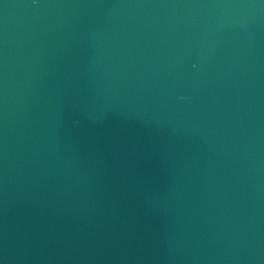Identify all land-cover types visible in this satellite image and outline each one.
I'll return each instance as SVG.
<instances>
[{
	"label": "water",
	"instance_id": "1",
	"mask_svg": "<svg viewBox=\"0 0 264 264\" xmlns=\"http://www.w3.org/2000/svg\"><path fill=\"white\" fill-rule=\"evenodd\" d=\"M0 264H264V0H0Z\"/></svg>",
	"mask_w": 264,
	"mask_h": 264
}]
</instances>
